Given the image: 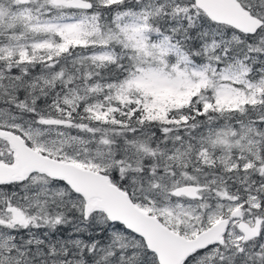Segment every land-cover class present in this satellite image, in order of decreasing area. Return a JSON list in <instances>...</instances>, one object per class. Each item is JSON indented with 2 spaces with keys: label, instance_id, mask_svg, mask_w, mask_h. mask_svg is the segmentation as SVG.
<instances>
[{
  "label": "snow or ice",
  "instance_id": "snow-or-ice-1",
  "mask_svg": "<svg viewBox=\"0 0 264 264\" xmlns=\"http://www.w3.org/2000/svg\"><path fill=\"white\" fill-rule=\"evenodd\" d=\"M0 264H264V0H0Z\"/></svg>",
  "mask_w": 264,
  "mask_h": 264
}]
</instances>
